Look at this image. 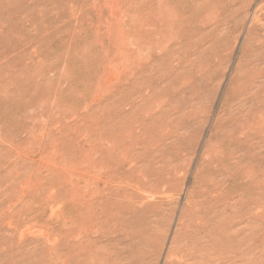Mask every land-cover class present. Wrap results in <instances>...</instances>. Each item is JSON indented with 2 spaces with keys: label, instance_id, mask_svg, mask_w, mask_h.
<instances>
[{
  "label": "rangeland",
  "instance_id": "374dc122",
  "mask_svg": "<svg viewBox=\"0 0 264 264\" xmlns=\"http://www.w3.org/2000/svg\"><path fill=\"white\" fill-rule=\"evenodd\" d=\"M0 16V264H264V0Z\"/></svg>",
  "mask_w": 264,
  "mask_h": 264
},
{
  "label": "bare ground",
  "instance_id": "6f19581e",
  "mask_svg": "<svg viewBox=\"0 0 264 264\" xmlns=\"http://www.w3.org/2000/svg\"><path fill=\"white\" fill-rule=\"evenodd\" d=\"M38 2V1H37ZM38 4H40V1L38 2ZM37 6H39V5H37ZM41 6H43L42 5V3H41ZM44 7V6H43ZM42 7V8H43ZM44 9V11H45V8H43ZM37 10V9H36ZM40 10V9H39ZM33 12V11H32ZM41 12H43V11H41ZM41 15V14H40ZM43 15V14H42ZM1 17V16H0ZM40 20H42V19H40ZM27 22V21H26ZM29 22V21H28ZM37 24V23H36ZM40 25V24H39ZM44 25V24H43ZM33 26V25H32ZM42 26V25H41ZM34 27V26H33ZM33 27H32V29H33ZM31 28V27H30ZM41 28V27H40ZM32 29H30V31L32 30ZM38 30H39V28H37ZM43 29H45L44 27H43ZM34 30V29H33ZM36 30V29H35ZM17 31V30H16ZM29 31V30H28ZM36 32V31H35ZM16 33H18V32H16ZM21 33V32H20ZM29 33V32H28ZM19 34V33H18ZM22 34H24V33H22ZM21 34V35H22ZM30 34V33H29ZM35 34V33H34ZM39 34V33H38ZM20 35V34H19ZM19 35H18V37H19ZM43 35V34H42ZM42 35L40 36V34H39V37L41 38L42 37ZM33 36V35H32ZM35 36V35H34ZM38 36V35H37ZM24 37H27L26 35H24L22 38H24ZM38 37V38H39ZM28 38V37H27ZM32 38V37H31ZM34 38V37H33ZM43 38V37H42ZM45 39H46V37L44 38V40L43 41H45ZM20 40V39H19ZM29 41V40H28ZM34 41H36V39L34 40ZM38 41V40H37ZM37 41L35 42V44L37 43ZM47 41V40H46ZM30 42V41H29ZM20 43V42H19ZM24 43V42H23ZM33 43V42H32ZM21 44V43H20ZM35 44L33 45V46H35ZM15 45H16V43H15ZM23 45V44H22ZM40 45H41V43H40ZM24 46H25V44H24ZM42 46H43V43H42ZM42 46H39V47H42ZM21 47V46H20ZM19 47V48H20ZM26 47V46H25ZM12 48V47H11ZM37 48V47H36ZM18 49V48H17ZM35 49V48H34ZM28 50V49H27ZM37 51V50H36ZM25 72H26V69L24 70ZM28 72V71H27ZM30 73V72H29ZM28 74V73H27ZM30 75H28V77H29ZM255 76V75H254ZM29 82V81H28ZM249 87V86H248ZM29 228V227H28ZM24 232V231H23ZM223 236V235H222ZM209 244H211V243H209ZM225 245V244H224ZM206 246H207V244H206Z\"/></svg>",
  "mask_w": 264,
  "mask_h": 264
}]
</instances>
